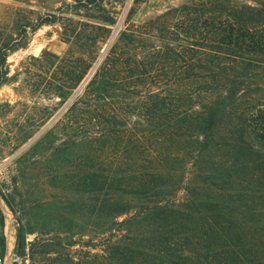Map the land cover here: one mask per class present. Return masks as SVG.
Instances as JSON below:
<instances>
[{"label":"trees","instance_id":"16d2710c","mask_svg":"<svg viewBox=\"0 0 264 264\" xmlns=\"http://www.w3.org/2000/svg\"><path fill=\"white\" fill-rule=\"evenodd\" d=\"M65 110L98 258L264 264V0L128 24Z\"/></svg>","mask_w":264,"mask_h":264},{"label":"rangeland","instance_id":"374dc122","mask_svg":"<svg viewBox=\"0 0 264 264\" xmlns=\"http://www.w3.org/2000/svg\"><path fill=\"white\" fill-rule=\"evenodd\" d=\"M187 1L0 0V255L109 264L97 257L91 179L77 150L65 157V108L128 24Z\"/></svg>","mask_w":264,"mask_h":264},{"label":"water","instance_id":"95a60500","mask_svg":"<svg viewBox=\"0 0 264 264\" xmlns=\"http://www.w3.org/2000/svg\"><path fill=\"white\" fill-rule=\"evenodd\" d=\"M120 29H121V21L119 22V24L115 27V29H114V32H113V34H112V36H111V39H110V42H109V44H111L114 40H115V38H116V36H117V34H118V32L120 31ZM104 55H105V52H104V54L100 57V59L98 60V62L96 63V65L94 66V68H93V70L91 71V73H90V75L88 76V78L85 80V82L75 91V93L73 94V96L71 97V99H70V101L68 102V104L70 103V102H72L81 92H82V89L84 88V85L86 84V82L88 81V79H90V77L93 75V73L95 72V70L97 69V67L100 65V63H101V61H102V59H103V57H104ZM67 104V105H68Z\"/></svg>","mask_w":264,"mask_h":264},{"label":"built area","instance_id":"2783aa9c","mask_svg":"<svg viewBox=\"0 0 264 264\" xmlns=\"http://www.w3.org/2000/svg\"><path fill=\"white\" fill-rule=\"evenodd\" d=\"M20 263V258L16 254H11L10 251L5 253L3 256L0 255V264H18Z\"/></svg>","mask_w":264,"mask_h":264},{"label":"bare ground","instance_id":"6f19581e","mask_svg":"<svg viewBox=\"0 0 264 264\" xmlns=\"http://www.w3.org/2000/svg\"><path fill=\"white\" fill-rule=\"evenodd\" d=\"M40 48H41V47H38V48H37V52H39Z\"/></svg>","mask_w":264,"mask_h":264}]
</instances>
